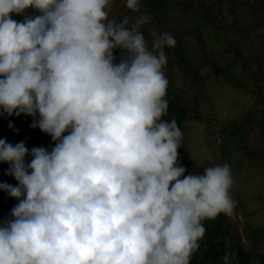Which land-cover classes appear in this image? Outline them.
I'll return each mask as SVG.
<instances>
[{
	"label": "clouds",
	"instance_id": "9594fccd",
	"mask_svg": "<svg viewBox=\"0 0 264 264\" xmlns=\"http://www.w3.org/2000/svg\"><path fill=\"white\" fill-rule=\"evenodd\" d=\"M112 5L0 0V115L38 117L54 142L0 139L16 181L0 191L18 201L0 221V264H191L203 221L234 214L231 167L187 172L182 131L164 119L174 36L150 29V46L149 15L117 19ZM125 6L140 12L139 0ZM29 8L39 14L10 15Z\"/></svg>",
	"mask_w": 264,
	"mask_h": 264
},
{
	"label": "rangeland",
	"instance_id": "374dc122",
	"mask_svg": "<svg viewBox=\"0 0 264 264\" xmlns=\"http://www.w3.org/2000/svg\"><path fill=\"white\" fill-rule=\"evenodd\" d=\"M139 3L140 12L130 15L125 0H113L111 15L132 19L148 14L150 23L141 31L150 46V29L174 36L177 51L164 49L167 64L163 68L172 89L184 91L186 99L195 91L204 98L199 104L200 119L185 123L182 144L198 167L225 163L231 167L234 183L230 195L236 202L229 217L231 230L259 261L264 258V0ZM195 77L197 89L193 87ZM12 118L13 127L7 132L33 128L32 116ZM211 118L225 128L219 160L214 158L209 140Z\"/></svg>",
	"mask_w": 264,
	"mask_h": 264
},
{
	"label": "trees",
	"instance_id": "16d2710c",
	"mask_svg": "<svg viewBox=\"0 0 264 264\" xmlns=\"http://www.w3.org/2000/svg\"><path fill=\"white\" fill-rule=\"evenodd\" d=\"M128 11L130 15L137 14V12H132L129 9ZM38 14L39 13L36 10L29 8L21 15H17L15 13L10 15H15L14 20L22 22L26 16H36ZM176 49L177 47H173L172 51L175 52L177 51ZM213 69L216 71V73H221V70L216 66H213ZM164 75L169 81L166 96V99L169 102V109L164 119L169 121L175 119L177 125L182 131L184 129L185 123L189 121H198L200 119L199 104L204 100V98L203 96H198L196 91L189 99L184 98L182 95L184 91L180 90L179 88L175 90L172 89L171 79L166 71H164ZM197 84L198 81L195 77L193 80V87L195 89H197ZM34 119H38V117H32L33 121ZM12 122V116H8L7 114L0 115V139H5L11 144H16L23 141L29 150L34 147H44L50 150L52 147H54V142L52 141L51 137L47 133L42 132L39 127L32 128L31 130L24 131L22 133L7 132L6 130L9 127V124ZM224 129L225 128L223 126L222 144L224 143L225 139ZM178 152L179 163L186 167L187 172H203L205 168L196 166L195 162L189 157L187 149L182 144V142L181 148L178 149ZM219 157H221L220 153ZM30 159L31 157H26V160ZM7 168L8 165L6 163L0 162V183L6 182L8 184L15 185V179L5 174ZM17 203L18 201L9 197L7 193L0 191V221H2L6 216L10 215L11 209ZM203 225L206 229V232L203 239L199 242L200 248L196 253H194L191 264H221L220 258L225 253H235V261L238 262V264H259V262H255L256 259L253 256V253L249 250H246L242 243L236 240L235 235L231 230L229 216L221 214L214 220L203 221Z\"/></svg>",
	"mask_w": 264,
	"mask_h": 264
},
{
	"label": "built area",
	"instance_id": "2783aa9c",
	"mask_svg": "<svg viewBox=\"0 0 264 264\" xmlns=\"http://www.w3.org/2000/svg\"><path fill=\"white\" fill-rule=\"evenodd\" d=\"M209 140L216 160L219 159V153L223 142V126L218 124L213 118L208 122Z\"/></svg>",
	"mask_w": 264,
	"mask_h": 264
},
{
	"label": "crops",
	"instance_id": "0c3cea01",
	"mask_svg": "<svg viewBox=\"0 0 264 264\" xmlns=\"http://www.w3.org/2000/svg\"><path fill=\"white\" fill-rule=\"evenodd\" d=\"M256 263L259 262V264H264V258H261L260 261H255Z\"/></svg>",
	"mask_w": 264,
	"mask_h": 264
}]
</instances>
